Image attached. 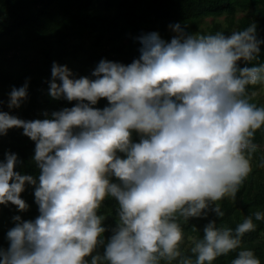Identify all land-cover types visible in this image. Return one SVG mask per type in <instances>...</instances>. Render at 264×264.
Returning a JSON list of instances; mask_svg holds the SVG:
<instances>
[{
    "label": "clouds",
    "instance_id": "1",
    "mask_svg": "<svg viewBox=\"0 0 264 264\" xmlns=\"http://www.w3.org/2000/svg\"><path fill=\"white\" fill-rule=\"evenodd\" d=\"M169 28L170 40L142 32L132 62L102 58L89 75L54 60L48 95L75 101L71 107L35 119L0 108V135L22 128L40 169L38 177L22 174L11 150L0 159V204L18 209L0 264H212L237 249L231 264H261L254 249L240 246L264 211L235 229L210 220L194 256L183 254L180 220L223 217L218 201L235 198L253 170L264 106L251 102L248 86L264 83V63L239 62L257 60L264 38L256 22L231 35L189 33L181 22ZM30 80L12 85L0 105L21 107ZM102 98L108 103L97 107ZM28 185L34 219L19 214L30 208L21 195ZM109 196L118 201L117 224L105 238L99 209Z\"/></svg>",
    "mask_w": 264,
    "mask_h": 264
},
{
    "label": "trees",
    "instance_id": "2",
    "mask_svg": "<svg viewBox=\"0 0 264 264\" xmlns=\"http://www.w3.org/2000/svg\"><path fill=\"white\" fill-rule=\"evenodd\" d=\"M181 22L189 33L215 34L218 31L231 35L256 22L258 38H264V0H0V100L7 101L12 85L20 86L30 77L29 98L19 108L8 109L24 119L43 118L62 107H71L75 101L54 99L48 95L47 80L51 78L52 62L67 64L79 75H89L102 58L130 63L140 55V42L135 39L142 32L159 31L169 39L174 33L170 24ZM259 58L252 62L264 63V45ZM264 83L249 85L251 102L264 106V99L257 93ZM108 103L102 98L97 107ZM133 138L139 139L134 132ZM259 145L251 155L253 170L240 186L235 198L225 197L218 203L223 217L214 212L207 217L181 218L185 240L182 251L193 255L191 247L203 237L205 225L212 219L218 226L235 229L239 223L255 213L264 211V127L256 131ZM11 150L19 154L22 163L16 170L39 175L40 169L33 160L35 141L23 134L22 128H12L7 135H0V159ZM115 179V178H114ZM22 197L30 204L20 212L24 219L39 215L35 202L34 186L28 185ZM118 201L106 197L99 214L105 216V238L112 235L117 224ZM15 205L0 204V247H7L6 233L14 226ZM255 230L245 233L240 247L251 248L264 264V220H255ZM104 245L97 248L101 255ZM233 250L217 257L212 264H231L238 255ZM90 260L91 257H88ZM175 264V262H174Z\"/></svg>",
    "mask_w": 264,
    "mask_h": 264
},
{
    "label": "rangeland",
    "instance_id": "3",
    "mask_svg": "<svg viewBox=\"0 0 264 264\" xmlns=\"http://www.w3.org/2000/svg\"><path fill=\"white\" fill-rule=\"evenodd\" d=\"M258 97L261 99H264V87L260 90L259 93H257Z\"/></svg>",
    "mask_w": 264,
    "mask_h": 264
}]
</instances>
